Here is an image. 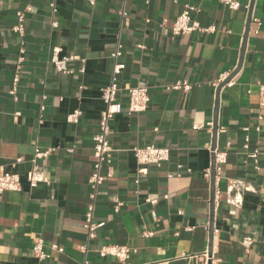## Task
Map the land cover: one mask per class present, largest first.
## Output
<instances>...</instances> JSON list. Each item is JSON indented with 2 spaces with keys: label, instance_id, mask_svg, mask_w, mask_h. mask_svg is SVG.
<instances>
[{
  "label": "crops",
  "instance_id": "0c3cea01",
  "mask_svg": "<svg viewBox=\"0 0 264 264\" xmlns=\"http://www.w3.org/2000/svg\"><path fill=\"white\" fill-rule=\"evenodd\" d=\"M235 1L238 9L223 0H0V165L21 179L20 190L0 199V264H264V0ZM186 2L200 9L193 18L216 30L174 36ZM18 11L25 14L22 36L13 29ZM118 43L124 110L110 119L113 176L95 200L94 220L105 224L89 238L93 135ZM54 47L78 56L73 73L56 70ZM226 72L235 82L218 94L213 83ZM178 81L192 87L173 88ZM132 86L148 88L143 112H127ZM74 109L82 111L77 123L68 121ZM215 122L223 128L216 147L227 161L219 178L215 171L212 218ZM147 145L169 147L170 158L139 175L133 148ZM36 147L55 150L38 159L48 181L31 187ZM255 150L258 163L249 156ZM235 180L250 187L240 191L239 206L228 202ZM114 198L122 202L118 209ZM248 235L249 252L242 243ZM38 240L44 259L33 251ZM111 244L130 247L129 259L101 256L99 249Z\"/></svg>",
  "mask_w": 264,
  "mask_h": 264
},
{
  "label": "built area",
  "instance_id": "2783aa9c",
  "mask_svg": "<svg viewBox=\"0 0 264 264\" xmlns=\"http://www.w3.org/2000/svg\"><path fill=\"white\" fill-rule=\"evenodd\" d=\"M90 3H94L95 0H89ZM227 5H229L232 9H238L240 3L235 0H223ZM54 7V11L57 9ZM200 9L192 3L186 2L184 4V8L182 12L178 15L176 20L172 25V34L174 36L179 35H188L195 31L198 32H213L216 30L214 25L205 27L201 25V23L193 18L194 13H198ZM120 15L124 20L127 21L128 12L125 9L120 11ZM254 21H258L256 17L253 18ZM17 24L14 26V30L18 32L21 36L25 32V14L24 11L17 12ZM54 26H57L58 23L54 22ZM61 47H54L53 53L51 56V62L55 66L56 70L65 73L71 74L73 70L70 68V63L77 59L76 55H61ZM122 45L118 43L117 47L112 51L111 57L114 59V66L111 75L110 81L101 89V99L103 101L104 107L101 110V115L99 119V130L93 135L94 142V157H95V165L94 170L90 176V185L92 187V191L90 194L91 203L88 205L87 212L85 213V222L84 226L87 230V235L89 238H93L96 235V231L98 228L102 227L105 222L104 221H95V200L98 193L99 186L108 178L113 176V167H112V146L110 143V119L116 114L122 113L124 110V105L119 99L120 86L118 84V75L125 68V64L123 62L118 61L120 56H122ZM18 73V72H17ZM19 81V75L16 74L14 78V88L11 90V93L14 94L16 92V85ZM233 76L230 72H226L220 75V77L213 83L215 86H220L223 84L225 86H232L234 84ZM192 87L188 81H178L173 85V88H182L184 90H189ZM129 94V104L127 108V112L129 114L139 113L145 111L149 107L150 95L148 88L145 86H132L128 87ZM260 94V105L264 107V85H260L259 89ZM20 113L17 112L16 116ZM82 114L80 109H74L68 115V121L71 123H77ZM211 124V123H209ZM203 125L195 124L194 129H198ZM245 130H249V126L244 127ZM259 130V129H257ZM219 131H223V128H219ZM248 147L247 144H245ZM211 152L214 154L215 159V171L216 177H220L223 169V165H225L227 161V152L225 150H220L219 148L213 146L209 147ZM55 150V148H47L41 149L39 147L35 148L34 157H33V166L30 170L27 171V179L31 187L36 186L39 182L48 181V177L44 175V169L41 164H38V159H45L50 156V154ZM134 156L137 162L140 165L138 170V174L147 173V166L149 164H156L160 166L162 163L166 162L170 158V148L169 147H158L155 145H147V146H136L133 148ZM258 151L255 150L249 153V156L252 157L258 163ZM22 158L19 157L16 159V162H21ZM190 171V170H189ZM138 182V180H137ZM21 189V179L18 173L11 172L5 169L2 165H0V199L2 195L6 191H18ZM237 189V194L232 196V193ZM250 190V187L246 186L242 181H232L228 185V202L234 205L242 204V197L240 191ZM165 197H168L165 195ZM116 202V209L122 202L118 198H114ZM148 202L156 203V198H148ZM153 233L147 231L144 235L149 236ZM245 249L249 252L253 248L254 239L251 236H245L242 241ZM43 240H38L34 246L33 251L36 257L39 259H44L48 256V254L43 250ZM54 249L58 251H62L63 248L58 245H53ZM86 249V247H84ZM132 249L127 245H119V244H111L104 245L99 249V253L101 256L113 255L116 256L120 261L126 262L130 255ZM206 257L210 258L209 253L206 252ZM84 264H87L85 262Z\"/></svg>",
  "mask_w": 264,
  "mask_h": 264
},
{
  "label": "water",
  "instance_id": "95a60500",
  "mask_svg": "<svg viewBox=\"0 0 264 264\" xmlns=\"http://www.w3.org/2000/svg\"><path fill=\"white\" fill-rule=\"evenodd\" d=\"M252 5H253V1L251 3L250 12L252 10ZM249 18H250V16H249ZM238 68L236 70H238ZM236 70L234 71V73L236 72ZM222 87H223V84H221L218 87V94H219V92H220V90H221ZM217 130H218V126H217V123L215 122V124H214V143H213V148L216 147V134H217ZM215 193H216V188H215V165H214L213 166V170H212V205H211V207H212V218H213V214H214Z\"/></svg>",
  "mask_w": 264,
  "mask_h": 264
}]
</instances>
